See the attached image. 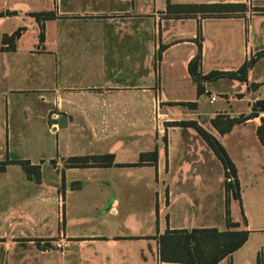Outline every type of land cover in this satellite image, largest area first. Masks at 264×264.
Listing matches in <instances>:
<instances>
[{"label": "crops", "instance_id": "0c3cea01", "mask_svg": "<svg viewBox=\"0 0 264 264\" xmlns=\"http://www.w3.org/2000/svg\"><path fill=\"white\" fill-rule=\"evenodd\" d=\"M171 2L245 5L243 11L221 18L228 24L219 27L223 46L209 55L206 43L200 40V73L204 76L214 71L237 72L248 64L246 81L221 78L204 82V93L199 95L198 83L189 72V63L199 52L194 49L198 36L171 42L172 37H178L175 32L167 31L162 36L160 30H154L151 35L145 29L147 25L161 26L156 12L167 8L166 0H0V162L15 160L10 157L15 153L14 139L32 128L36 130L30 124L17 125L21 109L30 114L31 109L37 108L36 121L42 129L58 135L63 131L64 136L70 134L74 138V145L76 140L80 147H90L85 153L62 151L58 146V159L23 156L35 165L41 163L40 183L29 180L26 174L14 180L11 171L16 165H8L0 173V187H10L9 198H0V235L15 240V264L31 261L35 242L41 253L51 248H46L45 243L66 244L70 253L65 248V257L73 254L79 264H179L161 259L160 237L167 231L229 230L226 170L196 130L167 126V145L148 151L139 149L132 161L119 159L117 151L96 150L112 138L121 140L122 147L128 146L127 140L137 138L130 130L131 107L187 108L186 121L198 122L216 137L235 164L241 187V201H236L240 205L246 201V183L224 140L232 139L244 156L249 168L246 179L254 180L258 175L252 159L257 150L262 153L264 172V146L257 132L264 112L224 135L211 123L218 116L250 115L254 104L264 101V67L257 68L264 61V56H259L264 52V0ZM36 13L55 15L41 23L43 40L41 24L33 17ZM17 33L13 43L10 39ZM160 45L166 48L158 60ZM184 45L193 49L186 58L187 80H169L172 88L164 95L161 90L166 85L158 64ZM227 79L233 82L225 84ZM211 96L217 97L213 103ZM221 100L224 103H218ZM86 107H115L118 113L104 115L90 109L87 114L83 110ZM68 108H74L72 114ZM60 115L67 116L65 128L53 124ZM137 118L140 119L139 114ZM47 120L52 122L51 127ZM179 121L173 117L165 120ZM113 124L116 129L110 130ZM152 132L157 137L164 136L160 129ZM93 148L95 151L91 152ZM155 150L159 153L157 163L132 165L139 163L142 153ZM107 154L115 155V165L67 167L72 157ZM217 163L222 165V175L216 178ZM220 181L221 191L212 194L211 184L219 185ZM76 182L81 187L72 189L70 186ZM239 224L240 230H248L247 224L245 228ZM244 246L219 264H235V257Z\"/></svg>", "mask_w": 264, "mask_h": 264}, {"label": "rangeland", "instance_id": "374dc122", "mask_svg": "<svg viewBox=\"0 0 264 264\" xmlns=\"http://www.w3.org/2000/svg\"><path fill=\"white\" fill-rule=\"evenodd\" d=\"M172 0H166L167 3H172ZM158 13V17L160 18L161 26L153 27L147 25L145 27L147 33L153 35L154 30L159 31L161 35L165 32H174L178 35L177 38L172 37L170 39L171 42L178 41L180 39H193L192 37L196 35L198 36V41L202 40L206 43L207 48L209 50V55L213 52V50L218 48L219 46L224 45V39L219 35V27L228 26V24L222 20V17H214L213 19L204 20L202 18H206L207 15L198 14V15H170L167 13V8L163 11L156 12ZM179 17H181L179 19ZM197 17H200L197 19ZM194 18V19H192ZM169 19L173 21H168ZM163 36V35H162ZM194 40V39H193ZM195 40V42H198ZM195 43V44H196ZM220 44V45H219ZM160 45L156 58L159 60V54L161 53ZM197 52L199 51V46H197ZM193 49L190 46L184 45L181 46L174 51H172L167 58L162 61V64H158V70L162 72L161 78L163 84L166 87L162 88V93L165 95L172 88L169 80H187L186 76V58L188 53H190ZM161 63V61H160ZM264 67V61L260 62L257 65V68ZM161 80V79H160ZM230 79L225 81V84H230ZM157 85H159V78L156 80ZM186 96V95H184ZM194 96V94H193ZM220 104L224 103V100L218 102ZM208 107H214L213 105H209ZM69 112L72 114L74 108H68ZM94 109L98 110L97 113L101 114H111L116 116L118 113V108L115 107H107V108H90L86 107L83 110L89 114V110ZM130 114V130H134V133L131 135L136 136L137 138L127 140L128 146L121 145V140L117 138H112L108 140L105 144H100L96 150L100 151H117L119 155V159L124 161H132L136 158L137 151L139 149H153L155 146L158 148H162V146L167 145L168 143V135L164 133V130L167 129V124L165 120L171 119V117L180 119L181 121L188 120V109L184 107H152L146 106L143 108L131 107L129 108ZM21 109L20 114L18 116L17 125L21 127L32 126L36 130L32 128L31 132H25L18 136V138L14 139L16 148H14L15 153L11 154L10 157L12 159H22L23 156H31L33 159H38V157H53L54 159H58L60 153L58 152V146H60L61 150L70 149L75 152H86L87 148L90 147H80L77 145L75 140V145L73 144L74 138H70V134H66L65 136L62 133L58 135V133L51 134L50 132L42 129L43 126H39V122L36 121V113L34 111L37 110L31 109L30 114H25ZM167 113V114H165ZM140 115V119L137 118V115ZM169 115V116H165ZM170 117V118H169ZM48 127H51L53 124L51 121L47 120ZM116 129V126L110 128V130ZM140 129V131H136ZM162 130L164 136L157 137L153 130ZM245 128H238L237 130H243ZM249 130L250 128H246ZM173 130V129H171ZM188 132H194L195 130L192 128H185ZM176 135V134H175ZM184 137V136H183ZM72 142H69V141ZM224 143L233 153L235 160L239 163L241 168L242 177L245 179V196L246 201L240 205V203L234 199H230L227 203V216L235 222H239L246 227L248 225V230L250 233V238L244 249L235 257V264H257L259 256L262 257L264 262V172L262 171V153L257 150L252 155V159H255V168L258 170V175L254 178V180L246 179V175H248L249 168L244 164V156L240 154L239 150L233 143V140H224ZM71 144V145H69ZM77 145V146H76ZM76 146V147H75ZM91 150V152H94ZM43 153V154H42ZM63 154V153H62ZM139 159V158H138ZM48 166L51 164L48 161ZM218 164V165H217ZM215 165L216 170L214 171V177H218V175H222V165L221 163H217ZM41 165V163L39 164ZM248 169H246V168ZM47 167H45V172L48 178ZM11 175L14 180L19 179L20 176H25V172L22 167L16 165L14 169L11 171ZM214 185L211 184L210 192L214 195L221 191V181L220 184ZM252 183V184H251ZM10 188V187H9ZM9 188L0 187V198H9ZM200 189V188H198ZM115 190V187L112 188ZM116 195V193H114ZM256 195L255 197H253ZM246 216V219H245ZM15 240H11V236L2 237L0 235V264H15L12 259L15 258ZM50 245L51 250L47 253H41L36 249V246H40L39 243H34V250L31 255V261L22 264H79L76 259L72 256L65 257L64 250L56 247V244L52 245L50 243H45V246ZM66 251H69V248H66ZM67 252V253H68Z\"/></svg>", "mask_w": 264, "mask_h": 264}, {"label": "trees", "instance_id": "16d2710c", "mask_svg": "<svg viewBox=\"0 0 264 264\" xmlns=\"http://www.w3.org/2000/svg\"><path fill=\"white\" fill-rule=\"evenodd\" d=\"M243 4H171L168 3L167 13L170 15H207L206 18L228 17L235 12L243 11ZM33 17L41 24L44 21L55 18L53 13L33 14ZM181 17H179L180 19ZM15 34L10 40L14 43ZM44 39V26L41 24V40ZM199 52L189 63V72L192 78L198 83V93H204V82H213L221 78H231L240 81H246L248 78L249 65H243L237 72H219L214 71L207 75H201L200 67L202 62V44L198 41ZM13 48L14 44H13ZM166 46L161 47V54ZM264 56V52L259 54ZM190 105L196 106V103ZM264 112V101H258L253 106V112L247 116L239 118H230L218 116L212 120L213 127L222 135L231 132L235 126L245 123L246 121L259 117ZM168 127L193 128L205 140L209 147L217 155L226 170L225 188L227 191V203L230 199L241 201V187L238 179V171L231 160L225 147L211 133L205 130L196 121H179L169 122ZM259 139L264 146V118L263 124L258 128ZM159 157L158 150L140 155V161L137 164L157 163ZM8 165H19L22 167L29 180L40 183L42 180L41 165H35L30 160L18 159L0 162V173L6 171ZM115 165V155H98L72 157L67 161L68 168H92V167H111ZM72 189H79L81 184L76 182L70 186ZM227 225L229 230L219 231L216 228L193 229V230H175L167 231L160 237L161 259L166 263L179 264H219L227 257L233 255L241 249L249 239L248 230H240V224L234 223L228 217ZM51 247L47 245L46 248ZM257 264H264L261 256Z\"/></svg>", "mask_w": 264, "mask_h": 264}, {"label": "water", "instance_id": "95a60500", "mask_svg": "<svg viewBox=\"0 0 264 264\" xmlns=\"http://www.w3.org/2000/svg\"><path fill=\"white\" fill-rule=\"evenodd\" d=\"M53 124L55 126H59L60 128L67 127V116L60 115L58 118L53 120Z\"/></svg>", "mask_w": 264, "mask_h": 264}, {"label": "built area", "instance_id": "2783aa9c", "mask_svg": "<svg viewBox=\"0 0 264 264\" xmlns=\"http://www.w3.org/2000/svg\"><path fill=\"white\" fill-rule=\"evenodd\" d=\"M217 100V97L216 96H211V102H215ZM56 247L59 248V249H62L64 250L66 248V244H63V243H57L56 244Z\"/></svg>", "mask_w": 264, "mask_h": 264}]
</instances>
